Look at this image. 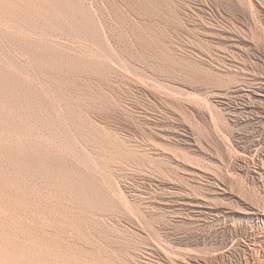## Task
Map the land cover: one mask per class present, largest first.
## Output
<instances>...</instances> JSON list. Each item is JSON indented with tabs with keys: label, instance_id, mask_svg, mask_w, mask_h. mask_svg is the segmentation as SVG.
Segmentation results:
<instances>
[{
	"label": "rangeland",
	"instance_id": "obj_1",
	"mask_svg": "<svg viewBox=\"0 0 264 264\" xmlns=\"http://www.w3.org/2000/svg\"><path fill=\"white\" fill-rule=\"evenodd\" d=\"M41 1L0 24V264H264V0Z\"/></svg>",
	"mask_w": 264,
	"mask_h": 264
},
{
	"label": "bare ground",
	"instance_id": "obj_2",
	"mask_svg": "<svg viewBox=\"0 0 264 264\" xmlns=\"http://www.w3.org/2000/svg\"><path fill=\"white\" fill-rule=\"evenodd\" d=\"M30 2H33L34 3V5H37L38 7L40 6V8H41V5H43L42 4V1L41 0H0V24H8L9 25V23L11 22V21H13V19H18L17 21L18 22H20L19 21V18H22L23 19V16H26V14L28 13V9H27V5L30 3ZM26 3H28V4H26ZM26 5V6H25ZM37 7V8H38ZM45 9V7H42V9ZM35 9V8H34ZM33 9V10H34ZM53 11H54V9H53ZM33 12H36L35 10L33 11ZM37 12H38V9H37ZM42 12V11H41ZM24 14V15H23ZM37 13H34V15H36ZM55 17V16H54ZM53 17V18H54ZM27 18V17H26ZM25 19V18H24ZM56 19V18H55ZM24 21V20H23ZM26 21V20H25ZM24 21V22H25ZM11 24H12V22H11ZM21 24H24V23H21ZM2 27H3V25H2ZM10 27H11V25H10ZM5 28V27H4ZM7 28V27H6ZM20 28V27H19ZM18 28V29H19ZM22 28H24V25H23V27ZM8 29V28H7ZM6 29V30H7ZM9 29H11V28H9ZM25 29V28H24ZM3 30V29H2ZM22 30V29H21ZM8 32H9V30H7ZM11 31V30H10ZM19 31H20V29H19ZM6 32V31H5ZM4 32V33H5ZM23 32V31H22ZM1 33V32H0ZM7 33V32H6ZM24 33H25V31H24ZM24 33H21V31H20V36L18 35V37H24V35H26V34H24ZM10 34H12V32H10ZM24 34V35H23ZM6 35V34H5ZM11 37H13V36H11ZM11 37H9V38H11ZM4 38H6L5 36H4ZM25 38L26 37H24V40H25ZM2 39V38H1ZM13 39V38H12ZM19 39V38H18ZM18 39H17V41H18ZM5 40V39H4ZM23 41V39H20L19 41ZM3 41V40H2ZM10 41V40H9ZM8 41V42H9ZM12 41V40H11ZM16 41V42H17ZM5 42V41H4ZM6 42H7V40H6ZM5 42V43H6ZM24 42H26V41H24ZM24 42H23V44H24ZM1 43V42H0ZM5 43H3V44H5ZM11 42H9V44H10ZM26 43H28V42H26ZM21 44H22V42H21ZM2 45V44H1ZM7 45V44H6ZM11 45H13V44H11ZM4 46V45H3ZM19 46V45H18ZM4 47H7V46H4ZM1 48H2V46H1ZM10 48V47H9ZM6 50H7V48H6ZM20 50H22V52L23 53H25V54H30L31 52L29 51V47H28V44H26V45H23V47L20 49ZM8 51H9V49H8ZM8 51H6V52H8ZM19 51V50H18ZM10 52V51H9ZM8 52V53H9ZM21 52V51H20ZM2 53V52H1ZM1 53H0V55H1ZM3 54V53H2ZM4 55L6 56V53H4ZM12 55V54H11ZM23 55V54H22ZM32 55V54H31ZM38 55V54H37ZM7 56H8V54H7ZM27 57H29V56H27ZM35 57H36V55H35ZM34 57V58H35ZM4 59V58H3ZM7 59V58H6ZM10 60V59H9ZM7 61H8V59H7ZM1 63V62H0ZM3 64V63H2ZM6 64H10L9 62L7 63L6 62ZM3 66V65H2ZM6 67V66H5ZM4 74V73H3ZM11 87V86H10ZM4 89V88H3ZM5 90V89H4ZM5 94V93H4ZM6 95V94H5ZM4 95V96H5ZM11 95V94H10ZM14 101V100H13ZM108 117V116H107Z\"/></svg>",
	"mask_w": 264,
	"mask_h": 264
}]
</instances>
